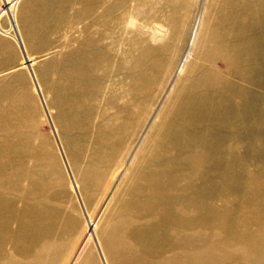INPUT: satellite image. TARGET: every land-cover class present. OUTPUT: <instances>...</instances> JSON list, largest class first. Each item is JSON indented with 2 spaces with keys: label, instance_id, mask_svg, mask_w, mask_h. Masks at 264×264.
Wrapping results in <instances>:
<instances>
[{
  "label": "rangeland",
  "instance_id": "obj_1",
  "mask_svg": "<svg viewBox=\"0 0 264 264\" xmlns=\"http://www.w3.org/2000/svg\"><path fill=\"white\" fill-rule=\"evenodd\" d=\"M114 1L25 0L19 10V0H9L14 17L0 11V264H264L263 148H251L243 158V145L229 142L231 186L208 209H193L192 221L188 213L177 216L182 207L176 200L190 193L189 172L198 169L196 163L161 178L151 177L146 167L160 140L155 126L162 109L166 116L192 72H213L219 82L224 77L220 83L228 94L232 84L264 99V71L258 75L255 64L204 56L222 47L201 45L197 35L207 40L229 34L228 27L216 25L226 10L206 7L211 0H123L129 6L114 14L125 13L126 23L111 29L121 39L113 37L109 46L120 58L106 63L101 90L73 105L70 122L63 124L57 115L58 88L66 85L76 52L88 46L89 32L102 30L106 3ZM5 6L0 0V10ZM159 46L165 54L152 52ZM245 70L248 77L239 78ZM19 72L22 77L15 79ZM143 78L154 81L151 89ZM37 150L42 157L36 167ZM197 154L204 153L196 148ZM10 158H24V166L9 169ZM9 174L15 197L10 230ZM19 175L25 177L18 182Z\"/></svg>",
  "mask_w": 264,
  "mask_h": 264
},
{
  "label": "bare ground",
  "instance_id": "obj_2",
  "mask_svg": "<svg viewBox=\"0 0 264 264\" xmlns=\"http://www.w3.org/2000/svg\"><path fill=\"white\" fill-rule=\"evenodd\" d=\"M219 1L220 0H211L206 7H210L212 11L219 10L220 12H223L226 10L219 17L216 25L228 27L230 32L225 35L212 34L207 40L206 38L201 36L198 37L199 35H197V39L199 38L198 41H200L201 45L204 44L205 46L212 44L213 46L220 45L222 47V51L220 50L217 53L214 51V54L208 51L204 56L211 58L215 57L216 60L227 56L228 59L224 60V63H232L234 65L244 63L245 67L255 64L252 68L258 75H260V73L264 71V64H261V61H264V0H227L228 2L224 1L221 4L218 3ZM4 3L6 6L0 10L1 13L4 11V13L10 14L13 18L14 12H12L9 0H4ZM13 5H15V3ZM105 6V12H107V15L105 14L104 19L100 21V29L102 30L96 29L89 32L91 36L88 46L85 49L76 52L74 60L70 65L71 73L68 74L69 77H67V80L65 81L66 85H62V87L58 88L56 93V101L58 105L57 115L60 116L63 124L70 122L72 116L76 115V109L73 105L79 104L82 97L95 94L98 89L102 87L104 79L106 76L108 77L105 72L106 70L104 69V67L107 66L106 63H109L112 57L120 58L119 54L115 53L113 49L111 51V48L109 47L111 44L110 41H113L112 38L118 37L115 35L116 31L111 29L115 30L120 28L125 20V13L123 14V12L119 11V14L116 15L114 14V11L117 9L121 11L124 10V8L127 9L129 4L127 5L126 1L117 0L114 2H107ZM135 7L137 8L136 4L134 5V8ZM230 8L233 9V12H227ZM131 12L133 11L130 10V13ZM91 17H95L94 12L91 13ZM132 21L134 23V19H132L131 22ZM124 22L126 23V20ZM16 32L18 33L17 29ZM17 37L19 44L22 46L19 33ZM119 37L118 39L120 40L121 38ZM195 37L196 33L193 31L192 37H190L191 43H193ZM155 38V41L161 39L157 35H155ZM158 51H163L165 54V48L160 46L155 48L152 52L157 53ZM249 69L250 68H248V70ZM248 70L243 71V75H239V78L243 76L248 77L246 75ZM121 72L123 71L121 70ZM206 72L207 70L201 73L192 72L188 79L191 81L186 84L182 83V94L176 96L175 101L169 104L171 107L166 116L165 106L163 109L161 108V123L155 126L160 140H158L156 145H153V151H155V153H153V156L148 159V164H146V167L149 166L148 168L151 169V177L161 178L162 176H167L165 174H168L170 171L171 173H175L173 170L178 174L184 169L189 170L191 168L189 166L196 163L195 168L198 169L189 172V176L192 173L193 177L192 187L189 189L190 193L187 194L183 192L184 195L177 197L178 200H176L179 205H181L180 207H182V210H180L179 213L176 212L177 216L183 217V214L181 215L182 212L188 213L190 218L192 216L191 221L196 219V214L194 215L192 212H195V210L198 211L199 206L208 209V207H211L210 204H212V201L219 195L221 190V193L224 191L226 192V188L231 186L230 182L233 180L234 173L232 170V159L229 152V142L232 139L243 145V158L251 148L254 149V151L252 150L253 152L259 151L260 148L264 149V99L258 96L255 97L254 95H249L243 90H238L236 87H232V84L231 88L228 87L229 92H231L228 94L225 90L226 86L224 87L220 83L224 77L219 82V80L216 81L218 77L217 74L212 72L211 75ZM211 76L213 77L211 78ZM21 77L22 74L20 72L14 76L15 79ZM247 80L249 81L248 78H245L244 82H247ZM153 82L154 81H151L149 78H143V86L147 89H151ZM228 82L231 83V80H228L227 83ZM137 87H135L136 90L138 88L140 89V87ZM146 96L145 98H149ZM234 96L240 99L239 103H234ZM253 121L254 124L250 125ZM65 132L69 138L72 139L75 137V135L70 134L67 128H65ZM258 142H260V144H258ZM145 144V140L140 144L142 145V151H140L141 154L144 152L143 148ZM196 148H200L201 152L204 154H197V156L194 157L193 153L196 151ZM12 151H9V157H11ZM41 157L42 153H39L37 150L35 153L36 167L41 164L39 162V158ZM195 158L196 161H192V159ZM183 159L189 160L184 161ZM23 161L24 158L15 163L14 160L10 158L9 169L13 168L16 164L20 167L24 166ZM182 172L180 174H182ZM23 176L25 177V175H19L17 177L18 182ZM13 179L14 177L9 174V230L10 225L14 220L11 212V200L15 199V197H12L13 193L11 189V183L14 182ZM153 187L156 189L158 188L162 192H166L164 185L161 186L155 183ZM165 194L168 195L167 193ZM173 194L175 196V193ZM221 196H224V194ZM29 197L31 198V196ZM39 197L40 195L37 193L32 196L35 202H39ZM16 199L19 200V197L17 196ZM175 199L170 198V201H175ZM170 201L168 202L169 205L171 203ZM168 203H165L167 204L166 206H168ZM175 209L174 211H176ZM197 214L199 213L197 212ZM213 216L214 215H212L211 211L208 210V215H206L207 219H211ZM88 226H91V222L87 223V227ZM184 226L178 227L177 230L183 232L182 229L185 228ZM189 226L188 229H190ZM191 229L194 230L193 228ZM179 246H181V244ZM182 249L184 250V248Z\"/></svg>",
  "mask_w": 264,
  "mask_h": 264
},
{
  "label": "crops",
  "instance_id": "obj_3",
  "mask_svg": "<svg viewBox=\"0 0 264 264\" xmlns=\"http://www.w3.org/2000/svg\"><path fill=\"white\" fill-rule=\"evenodd\" d=\"M24 1L25 0H19V10H21V8H23V5H24Z\"/></svg>",
  "mask_w": 264,
  "mask_h": 264
}]
</instances>
